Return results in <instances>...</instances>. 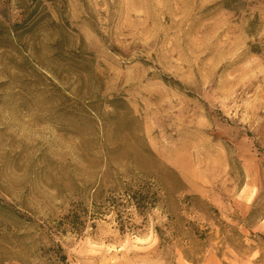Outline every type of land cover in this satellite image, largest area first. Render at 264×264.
Masks as SVG:
<instances>
[{"label":"rangeland","instance_id":"1","mask_svg":"<svg viewBox=\"0 0 264 264\" xmlns=\"http://www.w3.org/2000/svg\"><path fill=\"white\" fill-rule=\"evenodd\" d=\"M0 264H264V0H0Z\"/></svg>","mask_w":264,"mask_h":264},{"label":"trees","instance_id":"2","mask_svg":"<svg viewBox=\"0 0 264 264\" xmlns=\"http://www.w3.org/2000/svg\"><path fill=\"white\" fill-rule=\"evenodd\" d=\"M146 198H147L146 196H140L139 197V200L137 202H140L139 203V204H141L140 206L144 207L146 205V202H147ZM128 201H130V199H128Z\"/></svg>","mask_w":264,"mask_h":264}]
</instances>
